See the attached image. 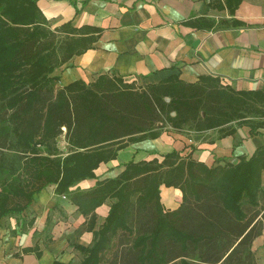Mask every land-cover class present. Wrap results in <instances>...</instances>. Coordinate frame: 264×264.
Masks as SVG:
<instances>
[{"label":"trees","instance_id":"trees-1","mask_svg":"<svg viewBox=\"0 0 264 264\" xmlns=\"http://www.w3.org/2000/svg\"><path fill=\"white\" fill-rule=\"evenodd\" d=\"M36 2L0 0V222L12 218L10 235L31 228L27 209L54 185L93 235L90 247L76 248L80 264H250L264 208V147L249 159L211 167L173 150L161 161H129L90 190L70 189L95 179L99 164L129 143L163 131L224 137L232 124L254 129L246 119L264 115V92H235L210 77L185 83L175 75L136 87L107 72L60 87L56 71L91 49L99 31L69 23L51 29ZM161 186L180 191L176 210L163 211ZM106 200L107 215L93 231L95 209ZM50 226L48 216L43 231Z\"/></svg>","mask_w":264,"mask_h":264},{"label":"crops","instance_id":"crops-1","mask_svg":"<svg viewBox=\"0 0 264 264\" xmlns=\"http://www.w3.org/2000/svg\"><path fill=\"white\" fill-rule=\"evenodd\" d=\"M36 4L51 29L69 23L75 29L99 31L91 49L56 71L60 87L77 80L91 83L107 72L136 87L175 75L185 83L210 77L235 92H264V0H37ZM246 120L255 128L232 124L234 131L224 137L217 131H163L158 138L129 143L114 160L99 164L95 179L83 180L70 191L90 190L98 180L118 175L129 161H161L173 150L189 153L206 167L249 159L264 147V115ZM259 184L264 192V164ZM54 188L50 185L34 198L25 213L34 222L25 233L11 236L14 221L10 219L7 226L0 222V264L82 262L84 256L76 248L90 247L92 232L86 230V218L78 207L68 196L56 195ZM159 202L163 211L176 210L181 193L161 186ZM110 204L106 200L95 209L93 231L102 225ZM48 216L51 226L45 232ZM258 219L261 227L250 244V264H264V208Z\"/></svg>","mask_w":264,"mask_h":264},{"label":"rangeland","instance_id":"rangeland-1","mask_svg":"<svg viewBox=\"0 0 264 264\" xmlns=\"http://www.w3.org/2000/svg\"><path fill=\"white\" fill-rule=\"evenodd\" d=\"M50 28H51V27H50ZM158 127L161 128L160 125H158ZM59 144H60V147L63 146L62 138H61V142H60ZM10 219H12V218H6V219L3 221V225H4V226H7L8 224L12 223Z\"/></svg>","mask_w":264,"mask_h":264},{"label":"built area","instance_id":"built-area-1","mask_svg":"<svg viewBox=\"0 0 264 264\" xmlns=\"http://www.w3.org/2000/svg\"><path fill=\"white\" fill-rule=\"evenodd\" d=\"M263 226H264V224H263Z\"/></svg>","mask_w":264,"mask_h":264}]
</instances>
